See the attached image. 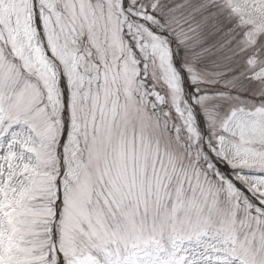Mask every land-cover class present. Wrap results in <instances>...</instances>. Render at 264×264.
Returning <instances> with one entry per match:
<instances>
[{"label":"snow or ice","instance_id":"1","mask_svg":"<svg viewBox=\"0 0 264 264\" xmlns=\"http://www.w3.org/2000/svg\"><path fill=\"white\" fill-rule=\"evenodd\" d=\"M0 264H264V0H0Z\"/></svg>","mask_w":264,"mask_h":264}]
</instances>
